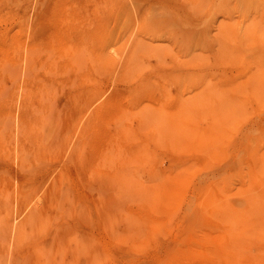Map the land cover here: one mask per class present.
Here are the masks:
<instances>
[{
	"label": "rangeland",
	"instance_id": "1",
	"mask_svg": "<svg viewBox=\"0 0 264 264\" xmlns=\"http://www.w3.org/2000/svg\"><path fill=\"white\" fill-rule=\"evenodd\" d=\"M196 1L199 3L203 2L202 8L201 4L199 6V3ZM41 2V0H0V35L2 34V37L0 36V120L2 119L1 117L8 119V116H10L9 123H12L11 125L8 123V126L5 125L7 127V130H3L5 133L0 131V138L4 139L3 141L0 140V207L3 206L7 208V212L9 213L8 216H10L9 231H11L10 234L8 230L6 231L9 234L6 236L7 240L0 236V257L2 256V258H0V264H5L6 261L8 264H15V262L16 264H25L27 262V259L25 258H28V250L32 248L39 251L45 244H50V246L52 244V258L55 261L62 258L65 264H203L205 258L206 260L210 258L209 260L212 261H205V263L208 262L207 264H212L213 262L215 264H223V260H225L223 258H227L228 255L231 256L232 254L231 258H227L229 260L234 258V260H237V262L235 261L236 263L231 260L233 261L232 264H264V0H45L46 5H48V10H43V14L39 11V8L42 9ZM180 2H183V4ZM151 6L160 10L152 7L154 9V13H152L153 10L150 8ZM53 7L57 10L55 11L52 9ZM37 10L42 15H38L39 13L36 15ZM155 10L159 12H156ZM52 11L54 12V15H52ZM192 11H194V13ZM191 12L194 15L191 14ZM49 13H51V15H49ZM163 13H165V15H163ZM195 13L198 14L195 15ZM153 14L156 17H151ZM37 16H41L45 22H47V27L50 24H52L50 25L51 27L53 25H56L55 27H57V23L62 22V24L65 25L64 21L67 18V21L70 20V22L74 24H69V22L65 21L66 26H71V29L74 28L73 26H75V28H80L79 33L82 35V42L86 41V39H89L88 41H90V39L97 34L96 32L99 34L100 31L99 35L103 37L105 36V41L99 40L100 42H103L101 45H97L96 43H99L98 38H100L97 34V37H95L97 40H95L96 43L93 41L94 39L91 40L93 43L90 42V44L92 43V48L94 45L96 46L94 49L97 50L90 49V47L89 50L87 47L89 42H85L88 44L87 46L85 43L84 45L82 44L84 47L86 46L85 50L87 51L84 50V59H82V63L80 62L81 65L83 64L82 66L78 65V67L73 68V70L68 69L69 71L65 72L57 69L49 70L46 68L39 67L38 69L35 67L32 70V75L34 73L35 76H31L34 78L28 80L27 72L24 69V56L30 46L29 44L32 43V34L34 33L33 31H35V26H37L36 24L39 19ZM60 20L62 22H60ZM182 21L183 23H181ZM62 24L59 25L63 26ZM90 27L93 30L94 28H97V31H92ZM183 27H187V29ZM249 27L250 29H248ZM82 28L83 30H81ZM85 29L87 32L89 31L87 29H90V33L93 32L92 35L90 34L91 38H89L90 36L88 37L89 33L86 35V31L84 32ZM250 30L252 31L251 33L253 36L249 33ZM83 32L85 34H83ZM102 32L106 34L102 35ZM247 32L249 35L246 34ZM254 33L261 35V37ZM84 35L87 36V38H83ZM3 37L4 41L2 39ZM129 38L131 40H129ZM140 40L143 42V45ZM146 44L148 46L150 45V47L147 48ZM109 48L111 49L109 50ZM128 48L130 49L127 50ZM91 50L99 52L100 55L102 54V57H100L98 53L96 54V52L94 56V52H91ZM191 51H193L192 54H190ZM90 52L92 54H90ZM137 52L138 55H136ZM129 53H131V55H129ZM90 55L95 58L98 55L100 57L98 63L95 61L92 62L93 60L91 59L92 57L90 58ZM119 55L120 58H118ZM130 56L131 58H129ZM159 56L160 58H158ZM190 57L192 59H190ZM127 58L130 59V62L132 60V63L137 64L138 66L128 63L129 66L131 64L130 68L127 65V62H129ZM59 59L61 58L59 57ZM134 61L137 62L135 63ZM10 62L17 64L15 67L16 70L12 71ZM126 65L130 68V71ZM142 65H144V68ZM79 66L82 69L79 68ZM132 67H135V70H133ZM24 72L26 73V76L24 75ZM191 73L194 77L198 76V78H192L194 80L200 78L208 80L210 82V85H208L209 88L208 86L206 88L204 86V88L199 90V86L203 87L201 82L203 80H198V82H201V85L200 83L198 84L199 86L193 84L192 86H195V89L188 84L185 86V83H182L183 87L180 85V89L185 86L184 89L187 87V90H189L191 86V90H194V92L190 95L189 92H185L186 90L183 89L181 91H183V93L185 92V95L182 94L181 91L179 93L180 89L178 90V85L181 82L179 84L178 82H184V77H187V75L192 76ZM201 75L203 77H200ZM135 79H138L136 80L137 84L133 83L135 82ZM189 79H191V77L188 78V80ZM70 80H73L74 83ZM140 80L143 81L139 82ZM145 80L151 81V84H146L147 82ZM206 80L203 82L206 83ZM192 81L190 82L191 84L198 83L197 80ZM49 82L51 85L47 84ZM138 84L139 86L137 87L136 85ZM142 84H144L145 87ZM90 85H94L98 93V95L92 97V101L83 99L80 96V92L83 91L84 88L88 89ZM141 85L144 89L141 88ZM135 88L138 90L139 95H136L138 93H136L137 90L135 91ZM145 88L147 89V92L144 91ZM80 89L82 90L80 91ZM118 89L119 92H117ZM121 89H123V91L128 90V93L126 94L125 91L124 95V92H121L123 94L121 95ZM141 89L143 92L139 91ZM113 91H116L114 94L115 96L119 93V97L118 95L117 98L114 97ZM202 94H204V97L200 96ZM110 95L111 97L113 96L114 99L108 97ZM120 95L122 97L124 96V98ZM106 98L107 100L111 98L109 100L112 101H106ZM119 98L125 100H119ZM171 98L174 100H171ZM188 99L192 103H189ZM216 99H218V101ZM102 101H104V103ZM115 101L116 103L119 101V104L117 105L118 107L115 106ZM122 102L124 105L126 103L125 110H123L124 107L121 108L122 106H119L120 103L123 105ZM197 102L200 104H197ZM214 102L220 103H215V105L213 104ZM112 103H115V105H112ZM184 103H187L185 104L186 106L191 104L189 105V109H195V113L192 109V112L188 109L190 113L185 111L188 106L186 107ZM223 103H226V106ZM81 104L85 105V107H81ZM142 104L153 106L152 108L144 106L143 111H145V109H150L153 111L150 112L154 114L159 112L155 109L162 108L161 110L163 113H160L159 116L158 114L154 115L153 117L158 119H153L152 113L148 115L149 110H146L148 113L145 112L147 116H144L145 113L141 110L143 107ZM157 104L160 105L156 106ZM221 104L228 108L227 111L225 110V107V109H223ZM103 105L107 108V110H104L106 111V114L100 112L101 108L98 109L100 106L103 109H106ZM108 105H111V108H113L114 111L110 112L113 109L110 110V106ZM136 105L139 109L138 107H135ZM161 105H163V107H161ZM173 105L176 106L177 110L178 108L180 110L177 111ZM95 106H97L96 111L100 112V114L102 113L101 116H103L104 113V116L102 117L104 119H102L100 115L96 116L99 114L98 112L93 113L94 115L96 114V117L101 119V122H99L100 119L97 121L99 123L94 121L96 119L95 116H90V114H92L91 111ZM155 106L156 108H154ZM183 106H185V108ZM181 107L184 108V111ZM23 108H26V111L28 112L30 111L28 116L31 120L33 134L28 136H23L20 132L16 133L18 131L17 125H19L18 122L20 121L19 117ZM163 108L167 109L169 114L172 111V114H167L168 117L170 116V119L166 117V110L164 112ZM172 108H174L175 111L174 109L172 110ZM52 109L54 111V113L52 112V115L56 116L54 119L52 117V120L57 122L54 123L53 131L54 135L59 134L57 138L58 140L56 142H50L51 146L48 149L44 150L41 148L40 150H35L36 147L32 140L33 136L35 133L42 132V128H44L42 125L44 117L48 114L47 112ZM232 109H234L235 112ZM131 110H134L137 113H134L133 111L131 113ZM181 110L184 112L183 116ZM212 110L216 112L213 113ZM94 111L95 108L92 112ZM107 111L110 112L109 115L107 114ZM117 111L119 114H117ZM196 111L198 112L197 114ZM139 112H141L140 115ZM75 113H77L76 116ZM114 113L118 115L119 119H123L120 123L117 115L111 117ZM73 114L74 117L71 116ZM137 114L140 118L142 117L141 119H149V121L146 119L147 121L144 120V122L140 119L139 120L152 130L149 128H142L144 127V124L140 127L141 122L136 118L138 117L136 116ZM80 115L83 116H81L83 121L88 118L90 120L88 123L92 122V124L97 126L89 124L93 127L90 128L89 125H86L88 127L86 128L85 124H87V122H85V120V124H83V122L81 123L82 119L79 118ZM109 116L112 120L109 119ZM193 116L194 118L196 116V118H190ZM161 118H167L168 122H165L164 119ZM175 119H185L184 122L186 123L187 128L184 127L185 123L184 126L182 125L183 129L180 128L183 123L179 121L178 122L181 123L179 124L180 126L177 124V121L170 125ZM104 120L107 121L109 125L108 123L106 124V122L104 124ZM113 120L115 124L116 122L118 123V129H116L117 126H115V124L113 127ZM159 120H163V122H159ZM150 121H152L153 124H150ZM153 121L157 122L156 127H159H157V131L154 128L155 126L151 127L154 125ZM121 122L124 125L120 126L119 124H121ZM187 122L194 123L195 126L202 129L199 130L193 124L190 125ZM101 123L102 125L104 124V127H107V131L105 130L106 127L104 129L102 125V129L99 127L98 124ZM147 123L150 125L147 126ZM165 123H169L168 125H170V128L169 126L164 125V127L169 129L162 128L163 125L161 126V124ZM70 125L71 127H69ZM160 126L165 131L161 130ZM2 127L3 125L1 126L0 123L1 130ZM68 127L70 129H68ZM81 127H85L83 129L87 134L89 128V132L92 134V132L94 133L96 130H94V128L99 127L96 131H99L100 129L101 131L94 135L99 141H91L94 137L90 134L87 136L84 131L82 132ZM121 127H124V132L120 129ZM188 127L194 128V132H197L194 134L191 128L188 129ZM184 128L185 130L187 129V132ZM78 129H81V132H79ZM116 130L117 132H115ZM171 130H174V132L172 133ZM105 131L106 135H104ZM179 131L181 132L179 133ZM100 132L104 137L101 136ZM83 133L84 136L86 135V138L83 137ZM107 133H109V135ZM116 133H120L118 135L119 137L122 134L121 143L124 147L123 149H121L122 145H120V140L118 141L120 138ZM159 133L163 134L158 136ZM77 134L82 135V139L80 138L82 142L85 138L82 148L83 157H85V159L89 158L87 160L95 158L96 160L94 159L93 161L95 162L93 163L99 161L100 164L98 165L100 166L93 164L94 166L92 168L94 171L91 169V172L88 170L87 173V171L77 170L74 165L70 164V170L66 171L67 176L63 177V179H58L60 173L59 169L62 167L64 158L66 159L70 145L78 140ZM124 134L125 138L122 137ZM96 135H99L106 140H103L100 137V139H98ZM107 135L109 138H107ZM113 135H116V137L114 136V139L112 137ZM162 135L164 136L162 137ZM165 136L166 138L164 139ZM56 137L57 136H55V139ZM89 137L90 139L91 137L93 138L89 140ZM156 137L160 139L161 147L160 144H157L159 140L156 141ZM111 138L114 140H112L113 142H111ZM115 138H117L119 144L115 143L117 142ZM28 139L32 140V142ZM88 140L91 141V146ZM165 140L166 144H169L166 145L164 143ZM215 140H218L219 144L216 142L218 147L216 146V143L213 142ZM94 142L97 146L94 145ZM99 142H101V145ZM103 142L105 146L102 145ZM21 143H24L26 147H28L27 152L29 156L27 155L25 157L24 162H22L24 164L20 163L21 160L17 156L19 149L18 146L22 145ZM111 143L117 148V150L110 145ZM156 144L158 146H156ZM117 145L119 147H117ZM213 145L215 146L213 147ZM92 146L93 148H90ZM98 146H101L99 148L100 151ZM156 147L159 149L158 152L160 151L161 154L165 153L162 154L164 155L162 158H160L161 156H157L158 153H156ZM87 148H90V150L92 149V152L95 148L98 149L101 158L99 155L97 156L98 158H96L97 154L95 155L94 153H97V150H94L93 153H89L90 150ZM103 148L105 150L102 152ZM125 148H127L126 152L133 151V153H137V156L132 155L133 153H127V155L124 150ZM133 148L136 149L132 150ZM143 148L147 150L146 153L148 154L141 152L145 150ZM106 149H111V152L108 150V152H106ZM139 149L140 151L138 153ZM164 149L167 152L164 151ZM207 150L209 151L207 152ZM100 152H102V155ZM105 152L109 155V159L103 158L106 155ZM109 152L110 154H108ZM149 152L150 155L151 153L154 155L152 159L160 158L158 159V161H160L159 163H161L162 160L160 165L162 167L157 165V160V164L155 160H152L151 163L147 164L148 162L146 160L150 161L151 159V156H147L149 155ZM169 152L172 156H169ZM124 153L126 155H124ZM89 154L94 157L91 158ZM111 154H114L115 156H112ZM139 154L142 156L146 154L145 158L142 157L141 159V155ZM122 155H124L123 159ZM133 156H135L137 161L140 159L146 160L141 161L140 164L138 163L140 161L136 162ZM201 156H203L205 160L200 159L203 158ZM175 157H178L179 159ZM131 158L135 162L129 163L131 162ZM182 158L189 159L184 161ZM119 159H122V162L119 161ZM126 159H129L130 161L127 162ZM102 160L104 161L103 164ZM107 160L109 162H107ZM181 160L183 162H181ZM196 160L198 162H196ZM123 161L124 163L127 162L126 165ZM171 161H174V163ZM142 162L147 163L144 165ZM152 162H154V164ZM176 163L179 164L178 169H176L177 167L175 168V166H178ZM117 164L121 166H117ZM150 164L153 166H150ZM123 165H130V167H132V170L130 169L132 171L130 174L133 173L134 177L133 174L130 176L127 174L129 172L126 173V170L130 171L129 167L124 166V168H128L124 169ZM154 166L157 167V170ZM105 167L108 171L104 170ZM114 167H116V169H114ZM120 168L125 170L122 171L121 169V171L124 172L123 174L130 176L129 180L136 178V181L139 180L137 181L139 184L141 181H143V183L149 182L151 184V189L150 186H148V188L145 186L146 184L143 185L141 183L142 186H144V189L148 190L147 193H128V196H126L127 193H125L126 195L122 193V195L119 196V193H113L110 188L105 187L103 189V186H101L102 188H98L100 185H98L99 182L96 176L105 179L108 173L109 177L122 175V173H115L117 170L119 172ZM148 169L150 170L149 173H151V170H153L154 173L152 172L151 175L147 176ZM174 169L176 170L173 171ZM103 170L106 171V176L103 175L105 173ZM168 170L171 171L170 174L168 173ZM160 171L163 172V175L160 174L159 176L161 177L157 180V172L161 173ZM89 172L91 174H93L92 172H95V174L91 175L93 177L88 175L90 174ZM100 174L104 177H100ZM108 176L107 178H109ZM151 176H155L156 180L154 179L155 181H153ZM54 179L56 183H54ZM219 179L220 181L218 182ZM216 181L220 185H218ZM132 182L133 181H131V183ZM134 182L132 184H134ZM135 184L137 183L135 182ZM153 184L156 185L152 186ZM59 185L61 186L60 191ZM50 186L55 189L58 188V193L60 192V194L55 193V196L53 197L54 201L51 202V199L49 206L45 209L46 217H43V219L47 220L45 225L42 224L43 226L41 228L39 227V225H41L40 222L44 221L42 220L39 222L40 224L36 223L35 226H31L32 228H23L22 230L26 232L22 233L24 235H22V240L21 238H18L16 240L18 244L14 245L17 249L12 248L14 241L12 237H14L13 235L16 233L19 222L23 220L24 215L28 213L29 207L34 201L33 199L38 197ZM168 188L171 190L169 191ZM213 188H215L217 192ZM247 188L248 191L245 190ZM202 190L207 192L205 193L207 194L206 196H203L205 194H202ZM200 196H203V198L201 197V204L198 202L201 199ZM55 197L57 198L56 203ZM23 199L25 201L21 203ZM26 199H30L28 200V202H30L28 203ZM196 200H198V205L196 204ZM204 200L206 201V204H204ZM186 203L189 204L186 206ZM51 204H55V207ZM184 205L189 208V211L187 210L188 212L184 211ZM204 208H206V211ZM172 209L174 211H172ZM211 210H213V212ZM209 211H211V213ZM53 212L55 214H53ZM111 212L114 213L112 214ZM106 216L109 219H106ZM125 218L127 221L128 219L129 221H132L133 219L134 223L132 221V225L130 226L131 223H128L129 221L127 222ZM192 218L194 220H192ZM209 218L212 222L206 221ZM107 220L115 226L114 228L116 230L113 229L112 225L109 224L110 222ZM105 221H107L108 224ZM203 221H206L205 224ZM194 222L196 227L193 224ZM209 222L211 224L208 225ZM105 225H109L111 229L109 226ZM199 225H201V227ZM203 225L206 226L204 227ZM225 226H227L228 229L227 227L225 228ZM33 227L35 228L33 229ZM211 227L212 229H210ZM214 228H218V230H213ZM227 230H229V233ZM221 231H224V233ZM205 233H208V235L206 236ZM226 233L227 235H225ZM220 234H224L223 237H226L222 238ZM203 235H205V239H203ZM231 236H233L232 239H230ZM200 237H202L201 240L198 239ZM227 237H230L229 240ZM219 238H222L223 241L221 239L217 242H222L217 243L216 240ZM224 240H226V242H224ZM227 240L229 241L228 246L223 245V247L222 244H227ZM230 240H232V244ZM181 242L182 244H180ZM219 245H221V247ZM218 246L220 247V250ZM222 247L223 249H221ZM231 247L232 249H230ZM209 248L214 250V252L212 251L213 254H211V251H207L210 250ZM226 248L230 250L224 251ZM215 250L216 252L218 251L217 254H219L221 258L223 257L222 259L216 254L217 257H215ZM17 251L21 254L20 256L19 254L17 255ZM230 251L232 254H230ZM93 254L95 256H92ZM38 255L41 256V254ZM214 258L216 260H214ZM231 261H229L230 264Z\"/></svg>",
	"mask_w": 264,
	"mask_h": 264
},
{
	"label": "bare ground",
	"instance_id": "2",
	"mask_svg": "<svg viewBox=\"0 0 264 264\" xmlns=\"http://www.w3.org/2000/svg\"><path fill=\"white\" fill-rule=\"evenodd\" d=\"M41 1H42V2H41V5H42L41 7H42V9L39 8V11L42 12V11L45 10V9L48 10V5H46L45 0H41ZM175 1H176V0H175ZM194 1H195V0H194ZM177 2H179V1H177ZM196 2H197V1H196ZM121 3H122V2H121ZM180 3L183 4V2H180ZM197 3H199V2H197ZM189 4H190V3H189ZM195 4H196V3H195ZM200 4H201V8H202L203 2H200V3H199V6H200ZM38 5H40V4H38ZM186 5H187V4H186ZM190 5H191V4H190ZM192 6H195V5H192ZM222 6H223V5H222ZM222 6H221V7H222ZM152 7L155 8L154 6H151L150 8H152ZM159 7H160V6H159ZM162 7H163V6H162ZM210 7H211V6H210ZM217 7H219V6H217ZM37 8H38V7H37ZM153 8H152L153 12L150 10L152 13H154V9H153ZM188 8H189V7H188ZM192 8H193V7H192ZM211 8H212V7H211ZM254 8H255V7H254ZM49 9H50V8H49ZM52 9H54V7H53ZM52 9H51V10H52ZM59 9H61V8H59ZM69 9H70V8H69ZM155 9L160 10V9H158V8H155ZM217 9H218V8H217ZM54 10L56 11L57 9H54ZM87 10H88V9H87ZM142 10H143V9H142ZM173 10H174V9H173ZM155 11H156V10H155ZM167 11H168V10H167ZM50 12H51V11H50ZM121 12H122V11H121ZM145 12H146V11H145ZM156 12H159V11H156ZM192 12L194 13V11H192ZM192 12H191V14H193ZM196 12H197V11H196ZM200 12H201V11H200ZM210 12H211V11H210ZM38 13H39V12H38V10H37L36 15H37ZM52 13H53L52 15H54V12H53V11H52ZM56 13H57V12H56ZM160 13H161V12H160ZM177 13H178V12H177ZM42 14H43V12H42ZM42 14L39 13L38 15H42ZM58 14H59V13H58ZM58 14H57V15H58ZM158 14H159V13H158ZM196 14H198V13H195V15H196ZM211 14H212V13H211ZM211 14H210V15H211ZM49 15H51V13H49ZM163 15H165V13H163ZM167 15H170V14H167ZM185 15H186V14H185ZM185 15H184V16H185ZM193 15H194V14H193ZM193 15H192V16H193ZM212 15H213V14H212ZM212 15H211V16H212ZM61 16H62V15H61ZM35 17H36V16H35ZM37 17H39V19H38V22H37V24H36L37 26H35V27H36V28H35V31H33L34 33L32 34V35H33V37L31 38V42H32V43L29 44L30 46L28 47V49H27V51H26V54H25V56H24V57H25V58H24V61H25V62H24V69H25L26 72H27V79H28V80L34 78V77H31V76L34 75V73H33V75H32V70H33V68H35V67H37L38 69H39V67H41V68H46V69H49V70H56V69H57V70H60V71H62V72L69 71V70H71V69L73 70V68L78 67V65H81L80 62L83 61L82 59H84V50H85V47L88 45V44H86V43L89 42V45H91V44L93 43L91 40L94 39L93 41L95 42V40H96L95 37L100 36L99 34H100L101 31L99 32V34H98V32H96L98 35L96 34L97 36L94 35V37L92 36L93 38H91L90 34L92 35L93 32L90 33V32H89L90 29H87V30H89V31L87 32L86 29H85L84 32L86 31V35L89 33L88 37L90 36L89 38H91V39H90V41H88L89 39H88V40L86 39V41L82 42V40H83V39H82V35L79 33V29H80V28H75V26L72 25L74 28L71 29V26H66V22H65V21L68 20L67 18H66V20L64 21V24H65V25H63V24H62L63 22L60 20V22H62V23H57V25H58L57 27H55L56 25H55V26L53 25V26L51 27L50 25H52V24H50V25L48 24V25H49V26H48L49 28H48V27H47V24H46L47 22H45V20H44L41 16H37ZM59 17H60V16H59ZM151 17H156V16H154V14H153ZM167 17H168V16H167ZM145 18H147V17H145ZM180 18H181V17H180ZM184 18H185V17H184ZM196 18H197V17H196ZM210 18H211V17H210ZM146 20H147V19H146ZM177 20H178V19H177ZM201 20H202V19H201ZM201 20H200V21H201ZM211 20H212V19H211ZM136 21H138V20H136ZM147 21H148V20H147ZM185 21H186V20H185ZM55 22H56V21H55ZM67 22H69V24L71 23L70 20L67 21ZM189 22H190V21H189ZM196 22H197V21H196ZM137 23H138V22H137ZM164 23H165V22H164ZM181 23H183V21H182ZM199 23H200V22H199ZM59 24H60V25L62 24L63 26H60ZM71 24H74V23H71ZM167 24H168V23H167ZM179 24H180V23H179ZM195 24H196V23H195ZM67 25H68V24H67ZM173 25H174V23H173ZM181 25H182V24H181ZM185 25H186V24H185ZM188 25H189V24H188ZM192 25H193V23H192ZM196 25H197V24H196ZM176 26H177V25H176ZM189 26H190V25H189ZM207 26H208V25H207ZM228 26H229V25H228ZM235 26H236V25H235ZM50 27H51L52 30L50 29ZM164 27H165V26H164ZM169 27H170V25H169ZM171 27H172V26H171ZM187 27H188V26H187ZM187 27H183V28H186V29H187ZM226 27H227V26H226ZM250 27H251V26H250ZM250 27H249L248 29H250ZM88 28H89V27H88ZM90 28H91V27H90ZM166 28H167V26H166ZM191 28H193V27H191ZM96 29H97V28H96ZM96 29L94 28V30H93V29L91 28L92 31H97ZM195 29H196V28H195ZM251 29H252V28H251ZM81 30H83V28H82ZM81 30H80V31H81ZM102 30H103V29H102ZM170 30H171V29H170ZM180 30H181V29H180ZM180 30H178V31H180ZM188 30H189V29H188ZM196 30H197V29H196ZM196 30H195V32H196ZM260 30H261V29H260ZM31 31H32V30H31ZM158 31H159V30H158ZM172 31H173V29H172ZM181 31H182V30H181ZM185 31H186V30H185ZM84 32H83V34H85ZM251 32H252V31L250 30L249 33L252 34ZM31 33H32V32H31ZM81 33H82V32H81ZM94 33H95V32H94ZM249 33L247 32L246 34L249 35ZM79 34H80V35H79ZM101 34H102V35H103V34L105 35L106 33H103V32H102ZM156 34H157V33H156ZM172 34H173V33H172ZM181 34H182V33H181ZM192 34H193V33H192ZM246 34H245V35H246ZM254 34H257V33H254ZM1 35H2V34H1ZM1 35H0V36H1ZM109 35H110V34H109ZM202 35H203V33H202ZM257 35L261 37V35H259V34H257ZM135 36H136V35H135ZM204 36H205V35H204ZM252 36H253V34H252ZM1 37H2V36H1ZM1 37H0V38H1ZM85 37L87 38V36L84 35L83 38H85ZM104 37H105V36H104ZM104 37H103V36H100L101 39L98 38V41H99V40H100V41H101V40L105 41V38H106V37H105V38H104ZM131 37H132V36H131ZM133 37H134V35H133ZM162 37H163V36H162ZM186 37H187V36H186ZM246 37H247V36H246ZM250 37H251V35H250ZM102 38H104V39H102ZM2 39H3V41H4V37H3ZM32 39H33V41H32ZM129 40H131V39L129 38ZM132 40H133V39H132ZM135 40H136V38H135ZM181 40H182V39H181ZM5 41H6V40H5ZM96 41H97V40H96ZM100 41H99V43H98V42H97V43L95 42V43H96L97 45H98V44L101 45L103 41H102V42H100ZM126 41H127V40H126ZM140 41H141V40H140ZM183 41H184V40H183ZM193 41H194V40H193ZM85 42H86V43H85ZM90 42H92V43L90 44ZM112 42H113V41H112ZM124 42H125V41H124ZM131 42H132V41H131ZM135 42H136V41H135ZM191 42H192V41H191ZM84 43L86 44L85 47L83 46ZM141 43H142V45H143V42H142V41H141ZM141 43H140V44H141ZM187 43H188V42H187ZM189 43H190V42H189ZM202 43H203V42H202ZM82 44H83V45H82ZM138 44H139V42H138ZM181 44H182V43H181ZM89 45H88L87 47H88V49H89V47H90V49H91V48H92V45H91V46H89ZM126 45H127V44H126ZM142 45H141V46H142ZM204 45H205V44H204ZM128 46H129V42H128ZM146 46H147V48L150 47V45L148 46L147 44H146ZM146 46H145V47H146ZM164 46H165V44H164ZM181 46H182V45H181ZM186 46H187V45H186ZM192 46H193V44H192ZM95 47H96V46L93 45V48H92V49H94ZM139 47H140V46H139ZM143 47H144V46H143ZM121 48H122V47H121ZM140 48H141V47H140ZM147 48H145V49H147ZM167 48H168V47H167ZM86 49H87V48H86ZM90 49H89V50H90ZM110 49H111V48H109V50H110ZM112 49H113V47H112ZM129 49H130V48H128L127 50H129ZM145 49H144V51H145ZM155 49H156V48H155ZM168 49H169V48H168ZM94 50H97V49H94ZM160 50H161V49H160ZM169 50H171V49H169ZM189 50H192V49H189ZM85 51H86V50H85ZM111 51H112V50H111ZM113 51H114V49H113ZM138 51H139V50H138ZM141 51H142V50H141ZM141 51H140V52H141ZM154 51H155V50H154ZM162 51H163V49H162ZM86 52H87V51H86ZM91 52H94L93 55L95 56V52H96V51L91 50ZM91 52H90V54H92ZM120 52H121V50H120ZM120 52H119V54H120ZM124 52H125V51H124ZM159 52H160V51H159ZM169 52H170V51H169ZM192 52H193V51H191L190 54H192ZM88 53H89V52H88ZM97 53H98V55H99L100 57H102V54L100 55L99 52H96V54H97ZM131 53H132V52H131ZM131 53H129V55H131ZM161 53H162V52H161ZM111 54H112V53H111ZM117 54H118V53H117ZM121 54H122V53H121ZM124 54H126V53H124ZM182 54H183V53H182ZM190 54H189V55H190ZM87 55H88V54H87ZM98 55H97L98 58H97V57H96V58H95V57H92V55H90V58L92 57L91 59L93 60L92 62L95 61V62L98 63L99 58H100ZM136 55H138V52H137ZM85 56H86V55H85ZM115 56H116V53H115ZM117 56H118V55H117ZM146 56H147V54H146ZM190 56H191V55H190ZM193 56H194V55H193ZM59 57H60L61 59H59ZM187 57H189V56H187ZM194 57H195V56H194ZM90 58H89V59H90ZM93 58H95V59H93ZM118 58H120V55H119ZM129 58H131V56H130ZM129 58H127V59L129 60V62H127V65H128V66H129L128 63L133 64V63H132V60H131V62H130V59H129ZM158 58H160V56H159ZM161 58H162V57H161ZM167 58H168V57H167ZM170 58H171V57H170ZM182 58H183V57H182ZM115 59H116V58H115ZM121 59H122V58H121ZM137 59H138V58H137ZM142 59H143V58H142ZM190 59H192V58L190 57ZM190 59H189V60H190ZM117 60H119V59H117ZM128 60H127V61H128ZM135 60H136V59H135ZM175 60H176V59H175ZM184 60H186V59H184ZM12 61H13V60H12ZM100 61H101V60H100ZM190 61H191V60H190ZM192 61H193V60H192ZM134 62H135V61H134ZM136 62H137V61H136ZM136 62H135V63H136ZM176 62H177V61H176ZM81 63H82V62H81ZM84 63H85V62H84ZM90 63H91V62H90ZM119 63H120V62H119ZM162 63H164V62H162ZM194 63H195V62H194ZM14 64H16V63H12V62H10V65L12 66V67H11L12 71L16 70L15 67L17 66V64H16V65H14ZM85 64H86V63H85ZM131 64H130V66H131ZM141 64H142V63H141ZM177 64H178V63H177ZM82 65H83V64H82ZM82 65H81V66H82ZM115 65H116V64H115ZM119 65H120V64H119ZM127 65H126V67L128 68ZM133 65H134V66H135V65L138 66L137 64H133ZM144 65H145V64H144ZM144 65H142V67H143ZM86 66H87V65H86ZM117 66H118V65H117ZM130 66H129V67H130ZM22 67H23V66H22ZM177 67H179V66H177ZM180 67H181V66H180ZM206 67H207V66H206ZM20 68H21V67H20ZM79 68H81V67L79 66ZM116 68H117V67H116ZM127 68H126V69H127ZM130 68H131V67H130ZM130 68H128L129 71H130ZM132 68H133V70H135V69H134L135 67H132ZM143 68H144V67H143ZM195 68H196V67H195ZM204 68H205V67H204ZM11 69H9V70H11ZM68 69H69V70H68ZM81 69H82V68H81ZM85 69H86V68H85ZM126 69H125V70H126ZM128 69H127V70H128ZM125 70H124V71H125ZM133 70H132V71H133ZM171 70H172V69H171ZM176 70H177V69H176ZM78 71H79V69H78ZM179 71H180V70H179ZM97 72H98V71H97ZM117 72H118V71H117ZM204 72H205V71H204ZM204 72H203V73H204ZM115 73H116V72H115ZM98 74H99V73H98ZM127 74H128V72H127ZM127 74H126V75H127ZM176 74H177V73H176ZM24 75L26 76V73H25V72H24ZM24 75H23V76H24ZM124 75H125V74H124ZM185 75H186V74H185ZM191 75H192V73H191ZM34 76H35V75H34ZM103 76H104V75H103ZM114 76H115V75H114ZM154 76H155V75H154ZM168 76H169V75H168ZM182 76H183V75H182ZM123 77H124V76H123ZM125 77H126V76H125ZM130 77H131V76H130ZM142 77H143V76H142ZM163 77H164V75H163ZM190 77H191V79L188 80V78H190ZM200 77H203V76L201 75ZM24 78H25V77H24ZM75 78H76V77H75ZM95 78H96V77H95ZM131 78H132V77H131ZM180 78H181V77H180ZM185 78H186L187 80H186ZM192 78L195 79V78H198V76H197V77H194V75H192V76L187 75V77H184V80H183L184 82H182V81H179V82H178V84L181 82V83L178 85V86H179L178 90L180 89V85L183 87V84H182V83H185V84H184L185 86H187L186 84L191 85V86H192L193 84L196 85V86H199L198 84L200 83V85H201V82H202L203 87L199 86V88H200L199 90H201L202 88H204V86H205V88H206L208 85H210V82H209L208 80L204 79V78H200V79H196V80H197V82H198V80H199V81H201V80H203V81L206 80V83L203 82V81H201V82H198V83H196V84H195V83H192V84H191L190 82H191L192 80H193V81H196V80H194V79H192ZM86 79H87V78H86ZM168 79H169V78H168ZM75 80H76V79H75ZM114 80H115V79H114ZM136 80H138V79H135V82H133V83H136V82H137ZM190 80H191V81H190ZM70 81H71V80H70ZM141 81H143V80H140L139 82H141ZM145 81L147 82L146 84H151V81H149V80H145ZM154 81H155V80H154ZM175 81H176V79H175ZM185 81H187L188 83L185 82ZM193 81H192V82H193ZM27 82H29V81H27ZM71 82H73V80H72ZM75 82H76V81H75ZM124 82H125V81H124ZM176 82H177V81H176ZM73 83H74V82H73ZM163 83H164V82H163ZM189 83H190V84H189ZM203 83H204L205 85H204ZM207 83H208V84H207ZM45 84H46V83H45ZM47 84H50V82L47 83ZM136 84H137V83H136ZM206 84H207V85H206ZM50 85H51V84H50ZM142 85H144V84H142ZM142 85H141V88H143ZM132 86H133V84H132ZM136 86L138 87L139 84L136 85ZM185 86H184V88H185ZM191 86H190V89H189V90H187V89H188L187 87H186V89H184V88H182V89H183V90H186L185 92H189V95H190L192 92H194V90H193V91L191 90V89H192ZM89 87H90V88H89ZM89 87H88V89H87V88H84L83 91H81L82 89H80V91H81V92H80V96H81L83 99H86V100H89V101H90V100L92 99V97H95V95H98V93H97V90H96V88L94 87V85H92V86L90 85ZM144 87H145V85H144ZM157 87H158V86H157ZM192 87H194V89L196 88L195 86H192ZM132 88H133V87H132ZM132 88H131V89H132ZM208 88H209V86H208ZM138 89H139V88H138ZM143 89H144V88H143ZM175 89H176V88H175ZM182 89L179 90V93H180V91H181ZM121 90H122V91H120V94H121V95H123V94L125 95V91H126V94L128 93V92H127L128 90H125V91H123V89H121ZM132 90H134V89H132ZM136 90H137V89L135 88V91H136ZM139 91H140V92H141V91L143 92L142 89L139 90ZM144 91L147 92V89L145 88ZM148 91H150V90H148ZM190 91H191V92H190ZM203 91H204V89H203ZM24 92H25V91H24ZM113 92H114V93H113V96H114V97L117 98V95H118V97H119V93L116 94V96H115L114 94H115L116 91H113ZM117 92H119V89H118ZM121 92H122V93L124 92V93L122 94ZM165 92H166V91H165ZM185 92L183 93V91H181V93L184 94V95H185ZM214 92H215V91H214ZM22 93H23V92H22ZM136 93H138V90L136 91ZM157 93H158V92H157ZM179 93H178V94H179ZM141 94H142V93H141ZM144 94H145V92H144ZM187 94H188V93H187ZM121 95H120V96H121ZM136 95H139V93L136 94ZM203 95H204V94H202V95H200V96L204 97ZM212 95H213V93H212ZM78 96H79V93H78ZM113 96L111 97V95H110V96H108V97H111V98L114 99ZM200 96H198V97H200ZM81 97H80V100H81ZM108 97H107V98H108ZM121 97H122V96H121ZM125 97H126V96H125ZM198 97H195V98H198ZM202 97H200V98H202ZM212 97H213V96H212ZM107 98H106V101H108L109 99H111V98H109V99L107 100ZM122 98H124V96H123ZM122 98H119V100H123V101H124L125 99H122ZM174 98H176V97H174ZM214 98H215V97H214ZM211 99H212V98H211ZM171 100H174V99L171 98ZM181 100H182V99H181ZM188 100H189V99H188ZM192 100H193V99H192ZM192 100H191V101H192ZM214 100H215V99H214ZM216 100L218 101V99H216ZM89 101H88V102H89ZM91 101H92V100H91ZM111 101H112V100H109V102H111ZM176 101H177V100H176ZM211 101H212V100H211ZM220 101H221V100H220ZM79 102H80V101H79ZM88 102H87V103H88ZM102 102L104 103V101H102ZM109 102H107V103H109ZM113 102H114V101H113ZM171 102H173V101H171ZM171 102H170V103H171ZM180 102H181V101H180ZM186 102H187V101H186ZM193 102H194V100H193ZM81 103H82V102H81ZM103 103H102V104H103ZM115 103H116V101H115ZM115 103H114V104L112 103V105H115ZM122 103H123V102H122ZM189 103H192V102H190V100H189ZM198 103H199V102H197V104H198ZM210 103H211V102H210ZM215 103H218V104H219L220 102H214L213 104H215ZM84 104L87 105L86 103H84ZM100 104H101V103H100ZM105 104H106V102H105ZM118 104H119V101H118V103H116L115 106L118 107V106H117ZM162 104H163V102H162ZM166 104H167V102H166ZM172 104H174V103H172ZM175 104H176V103H175ZM185 104H187V103H184V105H185ZM199 104H200V103H199ZM223 104H224V103H223ZM85 105H82V104H81L80 106H81V107H82V106L85 107ZM89 105H90V103H89ZM98 105H99V104H98ZM98 105H97V106H98ZM123 105H124V103H123ZM123 105L120 103L119 106H122L121 108L124 107L123 110H125L126 103H125L124 106H123ZM142 105H143V104H142ZM159 105H160V104H157L156 106H159ZM180 105H181V104H180ZM189 105H191V104H189ZM189 105H187L188 107L185 105V106L187 107V110H185V111H188V109H189V107H190ZM215 105H216V104H215ZM215 105H213V106H215ZM224 105L226 106V103H225ZM97 106L94 107V108H95V111H94V112H92V111L94 110V108H93V110H92V108H91V110H92L91 113H92V114H90V116L92 115V116L94 117V116L96 115V114L94 115L93 113H95V112L97 113V112H98V111H96ZM101 106H102V105H101ZM101 106L98 107V109L101 108L100 112H104V113H105L106 111H104V110H107V108L103 105V107L106 108V109H103ZM108 106H110V110L113 109V108H111V105H108ZM115 106H114V108H115ZM138 106H139V104H138ZM138 106L136 105L135 107H138ZM144 106H147V104H146V105H143V107H142V109H141L142 111L144 110V109H143ZM156 106H155L154 108H156ZM167 106H168V105H167ZM167 106H165V107H167ZM173 106H175V105H173ZM181 106H182V105H181ZM185 106H183V107L185 108ZM193 106H194V105H193ZM196 106H197V105H196ZM213 106H212V107H213ZM221 106H222V104H221ZM225 106H222L223 109L226 108ZM227 106H228V104H227ZM24 107H25V106H24ZM76 107H77V106H76ZM89 107H90V106H89ZM147 107H148V108H150V107L152 108L153 106L149 105V106H147ZM161 107H163V105H161ZM165 107H164V108H165ZM169 107H170V106H169ZM169 107H168V108H169ZM183 107H181V108H182L183 111H184V108H183ZM210 107H211V105H210ZM215 107H217V106H215ZM224 107H225V108H224ZM87 108H88V106H87ZM121 108H120V109H121ZM145 108H146V107H145ZM164 108H163V111L165 112V110H166V112H168V113L165 112L166 117H167L168 119H170V118H169L170 116L168 117V115H167V114H169V111H167V109H164ZM21 109H22V108H21ZM88 109H89V108H88ZM98 109H97V110H98ZM117 109H118V108H117ZM135 109H136V108H135ZM138 109H139V107H138ZM161 109H162V108H161ZM161 109H160V108H159V109H158V108L155 109L156 111L158 110L159 112H156V113H154V114L152 113V112H153L152 110H150V109H145V111H143V113H145L146 110H147V111L149 110V111H148L149 113H148V112H146V113H148V115L152 113V118H153V119H158V118H154L153 116L156 115V114H158V116H159L160 113H163ZM169 109H171V108H169ZM173 109H174V108H172V110H173ZM175 109H176V106H175ZM175 109H174V111H175ZM191 109H192V111L195 110V109H193V108H191ZM191 109H189V110L191 111ZM215 109H216V108H215ZM215 109H214V110H215ZM218 109H219V108H218ZM227 109H228V108H226L225 110L227 111ZM102 110H103V111H102ZM110 110H108V111H110ZM121 110H122V109H121ZM126 110H127V109H126ZM153 110H154V109H153ZM155 110H154V111H155ZM160 110H161V112H160ZM176 110H177V109H176ZM178 110H180V109L178 108ZM178 110H177V111H178ZM214 110H212L213 113L216 112V111H214ZM225 110H224V111H225ZM232 110L234 111V109H232ZM72 111H73V110H72ZM108 111H107V112H108ZM112 111H114V109L111 110L110 112H112ZM118 111H119V110H118ZM118 111H117V112H118ZM132 111H133L134 113H137V112H135L134 110H131V113H132ZM142 111H141V112H142ZM150 111H152V112H150ZM192 111H191V112H192ZM26 112H27L28 114H27ZM29 112H30V111H29ZM29 112L26 111V108H25V109L23 108V111H22V113L20 114V117H19L20 119L18 118L20 121L18 122V124H19V125H17V126H18V127H17V128H18V131H17L16 133L20 132L21 135H23V136H28V135L33 134V132H32L33 129L31 128V120L29 119V116H28V115H29ZM50 112H51V113H50ZM52 112L54 113L53 109H52V110H49V111L47 112L48 114L45 115V117H44V121H43V124H42L44 128L41 127V128L43 129V130L41 129L42 132H41V133H37V134L35 133V135L33 136V139H32V140H33V142H34V143H33L34 146L36 147L35 150H40L41 148L44 149V150H45V149H48V148L51 146L50 142H56V141L58 140L57 138H58V135H59V134H58V135H54V131H53L54 123H57V122H55V121L52 120V117H53V119H54V117H56V116L52 115ZM100 112H98L99 114L96 115V116H99V115L101 116L102 113L100 114ZM110 112H108L107 114L109 115ZM121 112H122V111H121ZM141 112H139V115H140ZM188 112H189V111H188ZM220 112H221V110H220ZM234 112H235V111H234ZM234 112H233V113H234ZM73 113H74V112H73ZM104 113H103V116H104ZM122 113H123V112H122ZM143 113H142V114H143ZM146 113L144 114V116H145V115L147 116ZM181 113H182V116H183V113H184V112H182V110H181ZM189 113H190V112H189ZM194 113H195V111H194ZM197 113H198V112L196 111V114H197ZM76 114H77V113H75V116H76ZM87 114H88V113H87ZM105 114H106V113H105ZM117 114H119V112H118ZM117 114L114 113L113 116H111V117H114V115L116 116ZM165 114H164V115H165ZM170 114H172V111L170 112ZM170 114H169V115H170ZM179 114H180V113H179ZM229 114H230V113H229ZM67 115H68V114H67ZM88 115H89V114H88ZM126 115H127V114H126ZM139 115H138V114L136 115V116H138V117H136V118H138V120L140 119L141 121L144 122V120L147 119V120L149 121L148 118H146V119H141L142 117L140 118ZM225 115H226V114H225ZM71 116L74 117V114L71 115ZM81 116H82V115H80V117H79L80 119H82ZM96 116H95V117H96ZM103 116H101V118H102ZM121 116H122V114H121ZM144 116H143V117H144ZM161 116H162V115H161ZM228 116H229V115H228ZM82 117H83V116H82ZM105 117H106V116H105ZM109 117H110V116H109ZM111 117H110L109 119H111ZM125 117H128V116H125ZM125 117H124V119H125ZM163 117H164V116H163ZM176 117H177V116H176ZM176 117H175V118H176ZM180 117H181V116H180ZM1 118H2V119L0 120V123H1V126L3 125V127H2V130L0 129V131H3V130H5V129L7 130V127H6V126H8V125L10 124V123H9L10 116H8V119H7V118H4V117H1ZM106 118H107V117H106ZM106 118H105V119H106ZM117 118H118V115H117ZM144 118H145V117H144ZM167 118H165V119L167 120ZM178 118H179V116H178ZM190 118L195 119L196 116H195V118H194V116H193V117H190ZM69 119H70V118H69ZM71 119H72V118H71ZM80 119H79V120H80ZM96 119H97V120H96ZM96 119H95L94 121L97 122V121H99L100 118L96 117ZM102 119H104V118H102ZM115 119H116V118H115ZM118 119H119V118H118ZM128 119H129V118H128ZM130 119H132V118H130ZM159 119H160V118H159ZM161 119H164V118H161ZM165 119H164V121H165V122H168V120L166 121ZM172 119H173V118H172ZM7 120H8V121H7ZM55 120H56V119H55ZM75 120H76V119H75ZM85 120H86V121H85ZM111 120H112V119H111ZM122 120H123V119H122ZM122 120L119 119V120H118L119 123H120V121H122ZM140 120H139V122H141ZM147 120H146V121H147ZM184 120H185V119H184ZM184 120H179V119H178V120L175 119V120H173V121L171 120L172 123H170V125H171V124H174V122L177 121V124H178V125L181 124V123H183V124H181V126L179 125L180 128H182V127L184 126V123H185ZM70 121H71V120H70ZM76 121H77V120H76ZM84 121L87 122V124H85ZM84 121H83V119H82L81 123L83 122V124H85V126H86V125L88 126L89 124H92V122H91V123H90V122L88 123V121H90L88 118H87V119H84ZM146 121H145V122H146ZM157 121H158V120H157ZM160 121L163 122V120H159V122H160ZM178 121L181 122V123H179ZM72 122H73V121H72ZM72 122H70V123H72ZM99 122H101V119H100ZM99 122H97V123H99ZM105 122H106V124L108 123L107 121L104 120V124H105ZM111 122H112V121H111ZM143 122L140 123V127L143 126V124H144ZM150 122H151L150 124H153L152 121H150ZM153 122H154V125L151 126V127H154V126H155L154 128H155V130L157 131V127H158V126L156 127L157 122H155V121H153ZM169 122H170V121H169ZM196 122H197V119H196ZM8 123H9V124H8ZM70 123H69V124H70ZM97 123H96V124H97ZM102 123H103V121H102ZM102 123H101V124H98L99 127H100L101 129H102V127H101ZM155 123H156V124H155ZM187 123H188V122H187ZM11 124H12V123H11ZM11 124H10V125H11ZM72 124H73V123H72ZM104 124H103V125H104ZM114 124H115V123H114V120H113V127H114ZM141 124H142V125H141ZM150 124L147 123V126L150 125ZM168 124H169V123L161 124V126L163 125V126H162V128H163L164 125H166V126H169V128H170V125H168ZM188 124H190V125L193 124V125H194V123H190V122H189ZM217 124H218V123H217ZM5 125H6V126H5ZM55 125H57V124H55ZM92 125H94V124H92ZM92 125H89L90 128L93 127ZM103 125H102V126H103ZM108 125H109V123H108ZM111 125H112V124H111ZM119 125L121 126V125H124V124L121 122V124H119ZM158 125H159V124H158ZM182 125H183V126H182ZM81 126H82V124H81ZM83 126H84V125H83ZM87 126H86V128H88ZM94 126H97V125H94ZM115 126H117L116 129H118L119 126H118V123H117V122H116ZM161 126H160V128H161ZM179 126H178V128H179ZM188 126H189V125H188ZM194 126H195V125H194ZM5 127H6V128H5ZM69 127H71V125H70ZM69 127H68V129H70ZM99 127H95L94 130H95V129L98 130ZM105 127H106V126H105ZM105 127L103 126V129H104ZM111 127H112V126H111ZM113 127H112V128H113ZM124 127H125V126H124ZM124 127H123V128H124ZM140 127H139V128H140ZM184 127L187 128L186 123H185V126H184ZM191 127H192V126H191ZM191 127H190V128H191ZM195 127H197V126H195ZM83 128H85V127H83ZM83 128L81 127L82 132L84 131ZM90 128H89V130H90ZM123 128L121 127L120 129L123 130ZM126 128H127V127H126ZM126 128H125V129H126ZM142 128H149V129H150V127H146V124H144V127H142ZM142 128H141V129H142ZM158 128H159V127H158ZM162 128H161V130H164L165 128H166V129H169V128H167V127H164V129H162ZM185 128H184V130H185ZM190 128L188 127V129H190ZM199 128H200V127H197V129H199ZM81 129H80V130L78 129L79 132H81ZM92 129H93V128H92ZM101 129H100L99 131H101ZM113 129H114V128H113ZM182 129H183V128H182ZM182 129H181V130H182ZM201 129H202V128H201ZM201 129H199V130H201ZM85 130H86V129H85ZM87 130H88V129H87ZM89 130H88V134H90ZM96 130H95L94 133L92 132V134H90V135L93 136L95 139H94L93 137H91V139L93 138V139L91 140L90 137H89V140H91V141H93V140L99 141V140H97V138L94 136L97 132H99V131H96ZM105 130L107 131V127H106ZM122 130H121V131H122ZM150 130H152V129H150ZM155 130H154V131H155ZM191 130L194 132V128H191ZM91 131H92V130H91ZM106 131H105V134H104V135H106ZM118 131H119V130H118ZM164 131H165V130H164ZM166 131H168V130H166ZM182 131H183V130H182ZM185 131L187 132V129H186ZM3 132H4V131H3ZM10 132H11V131H10ZM36 132H37V131H36ZM38 132H39V130H38ZM84 132H85V131H84ZM102 132H103V130H102ZM115 132H117V130H116ZM123 132H124V130H123ZM159 132H160V131H159ZM171 132L173 133L174 130H173V131L171 130ZM180 132H181V131H179V133H180ZM193 132H192V133H193ZM195 132H197V131H195ZM195 132H194V134H195ZM4 133H5V132H4ZM65 133H66V132H65ZM65 133H64V134H65ZM85 133L87 134V132H85ZM157 133H158V132H157ZM167 133H169V132H167ZM167 133H166V134H167ZM192 133H191V136H192ZM9 134H11V133H9ZM88 134H87V136H88ZM98 134H99V133H98ZM100 134H101V136L104 137V135H102L101 132H100ZM107 134L109 135V133H107ZM110 134H112V133H110ZM113 134H114V132H113ZM116 134H117V136H118L120 133H119V134L116 133ZM161 134H163V133H159L158 136L161 135ZM2 135H4V134H2ZM66 135H67V134H66ZM108 135H107V136H108ZM121 135H122V134H121ZM121 135H120V137L118 136V137L120 138V139H118V141L120 140V143H121ZM164 135H165V133H164ZM164 135H162V137H163ZM18 136H19V135H18ZM55 136H57L56 139H55ZM62 136H63V135H62ZM77 136H78V137H77ZM77 136H76V137H77L78 140L75 141L74 143H72L73 141L71 142L72 145H70V148H69V150H68V154H67V156H66V159L64 158V161L62 162V167H61V169H59V170H60V173H59L58 179H59V178H62V179H63V177L67 176V172H66V171H69V170H70V169H69L70 164H71V165H74V167H75L77 170L79 169V171H81V170H82V171H87V173H88V170H90V172H91V169L93 170L92 167H93L95 164H96V165L100 164L99 161H98L97 163H93V162H95V161H93L95 158H94V159H91V160H87V159H89V158L85 159V157H83V155H82V148H83V142H84V139L86 138V137H85L86 135L84 136V133H83V137H85V138L83 139V142L80 140V138L82 139V135H80V134L78 135V134H77ZM96 136H97V135H96ZM101 136L98 135V136H97L98 139H100ZM114 136L116 137V135H113V136H112L113 139H114ZM158 136H157V137H158ZM174 136H175V135H174ZM1 137H3V136H1ZM4 137H5V136H4ZM9 137H10V136H9ZM20 137H21V136H20ZM20 137H19V139L21 140ZM99 137H100V138H99ZM110 137H111V135H110ZM118 137H117V138H118ZM122 137L125 138V134H124V136H122ZM157 137H156V139H157L156 141L159 140V141L157 142V144H160V139H158ZM26 138H29V137H26ZM107 138H109V136H108ZM117 138H115L116 141H117ZM165 138H166V136L164 137V139H165ZM10 139H11V138H10ZM17 139H18V138H17ZM101 139H103V138H101ZM113 139L111 138V142L114 141ZM164 139H163V140H164ZM0 140L3 141L4 139H1V138H0ZM28 140H30V139H28ZM32 140H30V141L32 142ZM89 140H88V141H89ZM103 140H106V139L104 138ZM107 140H108V139H107ZM112 140H113V141H112ZM122 140H123V139H122ZM124 140H125V139H124ZM194 140H195V139H194ZM196 140H197V139H196ZM62 141H63V140H62ZM91 141H89L90 146H91V143H90ZM108 141H109V140H108ZM118 141L115 142V143H116V144H117V143L119 144ZM19 142H20V141H19ZM31 142H30V143H31ZM86 142H87V141H86ZM101 142H102V140H101ZM101 142H99L100 145H101ZM105 142H106V141H105ZM125 142H126V140H125ZM213 142H215V143L217 142V143H218V140H215V141H213ZM1 143H2V142H1ZM106 143H108V142H106ZM109 143H110V142H109ZM161 143H162V142H161ZM164 143L166 144V140H165ZM217 143H216V146H217ZM5 144H6V143H5ZM21 144H22V143H21ZM89 144L87 143L88 146H89ZM92 144H93V142H92ZM116 144H115V145H116ZM125 144H126V143H125ZM157 144H156V146H158ZM167 144H169V143H167ZM167 144H166V145H167ZM218 144H219V143H218ZM31 145H32V144H31ZM84 145H86V144H84ZM94 145L97 146L95 142H94ZM102 145L105 146V145H104V142L102 143ZM110 145H112V143H111ZM120 145H122V143H121ZM188 145H189V144H188ZM88 146H86V147H88ZM107 146H108V144H107ZM112 146H113V145H112ZM125 146H126V145H125ZM161 146H162V145L160 144V147H161ZM163 146H164V144H163ZM176 146H177V145H176ZM208 146H209V145H208ZM214 146H215V145H213V147H214ZM18 147H19V149H18V153H17L18 155H17V156H18V157L20 158V160H21L20 163H21V164H24V163H22V162H24L25 157L28 155V152H27V151H28V147H26V145H25L24 143H23L22 145H19ZM52 147H53V146H52ZM58 147H59V146H58ZM100 147H101V146H100ZM100 147L98 146V149H99ZM113 147H115V146H113ZM117 147H119V146L117 145ZM120 147H121V146H120ZM140 147H141V146H140ZM140 147H138V148H140ZM166 147H167V146H166ZM217 147H218V146H217ZM53 148H55V147H53ZM90 148H93V146L90 147ZM90 148H87V149L90 150ZM104 148H105V147H104ZM104 148H103L102 152L105 150ZM110 148H112V147H110ZM115 148H116V147H115ZM123 148H124V147H123V145H122L121 149H123ZM127 148H128V144H127ZM127 148L124 149L126 154H127V153H128V154L133 153L132 150H135V149H136V148H133V149L131 150L132 152H130V151H127V152H126ZM138 148H137V149H138ZM141 148H142V147H141ZM156 148H157V147H156ZM156 148H155V149H156ZM163 148H164V147H163ZM170 148H171V147H170ZM85 149H86V148H85ZM98 149L95 148L94 150H97V151H98ZM112 149H113V148H112ZM143 149H145V148H143ZM160 149H161V148H160ZM167 149H168V148H167ZM215 149H216V147H215ZM33 150H34V149H33ZM53 150H54V149H53ZM91 150H92V149H91ZM91 150H90V152H89V151H88V152L91 153V152H92ZM94 150H93V152H94ZM107 150L111 152V149H110V150H109V149H106V152H108ZM114 150H115V149H114ZM114 150H113V151H114ZM116 150H117V148H116ZM118 150H119V149H118ZM129 150H130V148H129ZM158 150H159V149L157 148V152H156V153H158L157 156H158V157L161 156L160 158H162V156H164V155H162V154H165V153H162V154H161V152L159 151L160 154H161V155H160L159 152H158ZM161 150H163V149H161ZM190 150H191V149H190ZM56 151H57V150H56ZM97 151H96V152H97ZM99 151H100V149H99ZM99 151H98L97 153H94L95 155L97 154V155H96V158H98L97 156L99 155ZM113 151H112V153H113ZM119 151H121V150H119ZM139 151H140V149L138 150V153H139ZM146 151H147V150L145 149L144 151H141V152H145V153H146ZM164 151H166V150L164 149ZM164 151H162V152H164ZM174 151H175V150H174ZM208 151H209V150H207V152H208ZM93 152H92V153H93ZM102 152H100L101 155H102ZM106 152H105V154H106ZM110 152H109L108 154H110ZM121 152H122V151H121ZM121 152H117V153H121ZM136 152H137V151H136ZM166 152H167V151H166ZM170 152H171V151H170ZM170 152H169V153H170ZM190 152H192V151H190ZM125 153H124V155H126ZM134 153H135V152H134ZM134 153H133L132 155H136V156H137V153H135V154H134ZM154 153H155V151H154ZM172 153H173V152H172ZM193 153H194V152H193ZM128 154H127V155H128ZM146 154H148V153H146ZM146 154H145V155H146ZM175 154H176V153H175ZM195 154H196V153H195ZM89 155H90V154H89ZM111 155H112V154H111ZM113 155H114V154H113ZM113 155H112V156H113ZM115 155H116V153H115ZM115 155H114V156H115ZM119 155H121V154H119ZM119 155H118V156H119ZM124 155H122V159H123ZM132 155H131V156H132ZM139 155H141V154H139ZM139 155H138V156H139ZM145 155H144V156L141 155V159H142V157L145 158ZM168 155H169V154H168ZM168 155H167V156H168ZM28 156H29V155H28ZM84 156H85V154H84ZM90 156H91V155H90ZM90 156H89V157H90ZM108 156H109V155L106 154L103 158L107 159ZM118 156H116V157H118ZM147 156H151V157H150L151 159H150V161L145 159L148 163H147V162H142V163H144V165H145V163H147V164L151 163L152 160H153V161L155 160V162H156V160H157L158 164H157V162H156V164H157L158 166L161 165L162 160H161V163H159L160 161H158V159H160V158L157 157L158 159H152V158L154 157V155H153L152 153H151V155H150V152H149V155H147ZM155 156H156V154H155ZM169 156H172L171 153H170ZM203 156H205V155H203ZM203 156H201V157H203ZM93 157H94V156H91V158H93ZM99 157L101 158L100 155H99ZM126 157H127V156H126ZM133 157H134V159H135L136 162L140 161V162H138V163H140V164H141V161H145V160H141V159L137 161V159L135 158V156H133ZM133 157H132V158H133ZM165 157H166V156H165ZM19 158H18V159H19ZM27 158H28V157H27ZM112 158H113V157H112ZM112 158H111V159H112ZM127 158H128V157H127ZM132 158H131V162H129V163L135 162ZM137 158H138V157H137ZM139 158H140V156H139ZM144 158H143V159H144ZM146 158H149V157H146ZM155 158H156V157H155ZM175 158L179 159L178 157H175ZM180 158H181V157H180ZM191 158H192V157H191ZM191 158H190V159H191ZM197 158H198V157H197ZM108 159H109V158H108ZM111 159H110V160H111ZM117 159H118V158H117ZM122 159H119V161H121ZM163 159H164V158H163ZM171 159H172V158H171ZM187 159H189V158H186V159H185V158H182V160H184V161H185V160L187 161ZM198 159H199V158H198ZM200 159H204V160H205L204 157H203V158H200ZM95 160H96V159H95ZM124 160H125V159H124ZM126 160H127V162L130 161L129 159H126ZM174 160H175V159H174ZM182 160H181V162H183ZM100 161H101V160H100ZM115 161H116V160H115ZM119 161H118V162H119ZM168 161H169V160H168ZM201 161H202V160H201ZM45 162H46V161H45ZM55 162H56V161H55ZM107 162H109V161L107 160ZM112 162H113V161H112ZM112 162H110V163H112ZM121 162H122V161H121ZM121 162H120V163H121ZM127 162L124 163V161H123V163H124L125 165H126ZM171 162L174 163V161H171ZM179 162H180V161H179ZM196 162H198V161L196 160ZM203 162H204V161H203ZM103 163H104V161L102 160V164H103ZM115 163H116V162H115ZM123 163H122V164H123ZM152 163L154 164V162H152ZM163 163H164V162H163ZM177 163H178V162H177ZM177 163H176V164H177ZM210 163H211V162H210ZM50 164H51V163H50ZM50 164H49V165H50ZM93 164H94V165H93ZM102 164H101V165H102ZM107 164H109V163H107ZM44 165H45V164H44ZM105 165H106V163H105ZM118 165H119V164H117V166H118ZM125 165H123V168H124ZM127 165H128V164H127ZM131 165H132V164H131ZM151 165H152V164H150V166H151ZM177 165H178V166H175V168L177 167L176 169L179 168V164H177ZM98 166H100V165H98ZM106 166H107V165H106ZM114 166H116V165H114ZM119 166H121V165H119ZM152 166H153V165H152ZM96 167H97V166H96ZM109 167H110V166H109ZM125 167H129V170L132 168V167H130V165H129V166H125ZM147 167H148V166H147ZM154 167H155V166H154ZM160 167H162V166H160ZM171 167H173V166H171ZM81 168H82V169H81ZM97 168H98V167H97ZM97 168H96V169H97ZM103 168H104V167H103ZM123 168H120V171H121V169H122V171H125L124 169H128V168H124V169H123ZM155 168H156V170H157V167H155ZM155 168H153V169H155ZM173 168H174V167H173ZM96 169H95V171H96ZM114 169H116V167H114ZM117 169H118V167H117ZM159 169H161V168H159ZM176 169H174L173 171H175ZM104 170H107L106 167H105ZM104 170H103V171H104ZM131 170H132V169H131ZM131 170H130V171L126 170V173L129 172V173H127V174H129L130 176L133 174V173L130 174V172H132ZM170 170H171V169H170ZM170 170H168V173H169V174L171 173ZM93 171H94V170H93ZM100 171H101V170H100ZM107 171H108V170H107ZM112 171H113V170H112ZM115 171H116V170H115ZM120 171L118 172V170H117V172H115V173H122V175H115V176H111V177H109V176H108L109 173H108L107 176H108L109 178H107V176L105 175V174H106V171H104L105 173H104L103 175L106 176L105 179H104V178H99L98 176L95 175V176L97 177V179H98V182H99L98 185H100V187H98V188H102L101 186H103V189H104L105 187L110 188V189L113 191V193H119V194H120L119 196H121L122 193H124V194L127 193V195L125 194L126 196H128L130 193H133V194H134V193H147L148 190L144 189V186H142V184H143V185L146 184L145 186L148 187V186L151 185L149 182H148V183H149V185H148V183H145V182L143 183V181L140 180L141 183H142V184L140 183V184H141V187H140L139 182H137V181H139V180L136 181V178H132V180H129V177H130V176L127 175V174H123L124 172H122V171L120 172ZM164 171H165V170H164ZM90 172H89V173H90ZM145 172H147V171H145ZM149 172H150V170L148 169V174H147V176H148V175H151V173L153 172V170H151V173H149ZM160 172H161V171H160ZM78 173H79V172H78ZM92 173L95 174V172H92ZM100 173H101V172H100ZM153 173H154V172H153ZM157 173H158V176H159L160 174L163 175V174H162L163 172H161V173L157 172ZM93 174L90 173V174H88V175H90V177H93V176H91V175H93ZM100 175H101V176H100ZM100 175H99L100 177H104V176H102V174H100ZM95 176H94V177H95ZM155 176H156V174H155ZM155 176H154V177L151 176V177L153 178V181L156 180ZM158 176H156V177H157V180H158V178L161 177V176H159V177H158ZM96 177H95V178H96ZM133 177H134V174H133ZM151 177H150V178H151ZM55 178H56V177H55ZM152 178H151V179H152ZM164 178H165V177H164ZM164 178H163V179H164ZM223 178H224V177H223ZM134 179H135V180H134ZM154 179H155V180H154ZM225 179H226V178H225ZM86 180H87V179H86ZM160 180H162V179H160ZM53 181H55V179H54ZM62 181H63V180H62ZM131 181H133V182L135 181L137 184H135V182H134V184H132L133 182L131 183ZM148 181H149V180H148ZM164 181H165V180H164ZM207 181H208V180H207ZM219 181H220V179L218 180V182H219ZM159 182H160V181H159ZM216 182H217V181H216ZM216 182H214V183H216ZM218 182H217V183H218ZM221 182H222V180H221ZM223 182H224V180H223ZM54 183H56V181H55ZM162 184H163V182H162ZM137 185H138V186H137ZM154 185H156V184H153L152 186H154ZM213 185H215V184H213ZM218 185H220V184L218 183ZM221 185H222V184H221ZM40 186H41V185H40ZM52 186H53V185H52ZM215 186H216V185H215ZM60 187H61V186L59 185V191H60ZM142 187H143V188H142ZM147 187H146V188H147ZM213 187H214V186H213ZM35 188H36V187H35ZM148 188H149V187H148ZM166 188H167V187H166ZM170 188H171V186H170ZM207 188H208V187H207ZM207 188H206V189H207ZM223 188H224V187H223ZM248 188H249V187H248ZM248 188L245 189V190L248 191ZM150 189H151V186H150ZM168 189H169V188H168ZM213 189H215V188H213ZM36 190H37V189H36ZM36 190H35V191H36ZM160 190H161V189H160ZM170 190H171V189H169V191H170ZM207 190H209V189H207ZM33 191H34V190H33ZM38 191H39V190H38ZM165 191H166V189H165ZM202 191H203V190H202ZM204 191H205V190H204ZM204 191H203L202 194L207 193L206 191H205V192H204ZM215 191H216V189H215ZM218 191H219V190H218ZM220 191H221V190H220ZM166 192H167V191H166ZM210 192H211V191H210ZM216 192H217V191H216ZM216 192H215V194H216ZM32 193H33V192H32ZM55 193L60 194V192L58 193V188L55 189V188H53V187L50 186V187L46 188V189H45L40 195L38 194V195H39L38 197H36L35 199L32 198L34 201L32 202V204L30 203L31 206L29 207V211L27 210L28 213L25 214L26 217H25V215H24V219L21 220V221L19 222V224H18V226H17V229H16V233H15V235H13L14 237H12L13 240H14V241H13V244L10 243V244H12V246H13L12 248H15L14 245H17V244H18V242L16 241L18 238H21V240H22V238H23V236H24L22 233H25V232H26V231L22 230L23 228H25V227H30V228H32L31 226H35L36 223L38 224V223H39L40 221H42V220H44V221H43L44 223H43V222H40L41 225H39V227L41 228L43 225H45V222L47 221V220L43 219V217L45 216V209H46V207L49 206L51 199H52L51 202L54 201V200H53V199H54L53 197L55 196V195H54ZM128 193H129V194H128ZM148 193H149V192H148ZM238 193H239V192H238ZM243 193H244V192H243ZM245 193H246V191H245ZM57 194H56V195H57ZM124 194H123V196H124ZM202 194H201V195H202ZM211 194H212V193H211ZM218 194H219V192H218ZM33 195H34V194H33ZM131 195H132V194H131ZM162 195H163V194H162ZM206 195H207V194H205V195H203V196H206ZM24 196H25V195H24ZM34 196H35V195H34ZM203 196H200V198H201V197L203 198ZM26 197H27V196H26ZM30 197H31V196H30ZM32 197H33V196H32ZM56 197H57V196H56ZM56 197H55V199H56L55 203L57 202V198H56ZM58 197H59V195H58ZM124 197H125V196H124ZM27 198H28V197H27ZM202 198H201L199 201L196 200V204H197V205H198V202L201 204V200H202ZM204 198H205V197H204ZM213 198H214V197H213ZM24 199H25V198H24ZM24 199L22 200L21 203H23V201H25ZM32 199H31V200H32ZM141 199H142V198H141ZM187 199H193V198H187ZM207 199H208V198H207ZM26 200H27V199H26ZM28 200H30V199H28ZM28 200H27V202H28ZM212 200H213V199H212ZM143 201H144V200H143ZM188 201H189V200H188ZM192 201H194V200H192ZM197 201H198V202H197ZM29 202H30V201H29ZM29 202H28V203H29ZM186 202H187V201H186ZM189 202H191V201H189ZM204 202H205L204 204H206V201H205V200H204ZM21 203H20V204H21ZM194 203H195V202H194ZM207 203H208V201H207ZM210 203H211V201H210ZM229 203H230V202H229ZM1 204H2V202H1ZM176 204H177V203H176ZM187 204H189V203H186V206H187ZM21 205H22V204H21ZM51 205H54V207H55V204H51ZM0 206H1V205H0ZM5 206H6V205H5ZM22 206H23V205H22ZM26 206H27V205H26ZM186 206L184 205V207H185V210H184V211H187V210L189 209V208H187ZM190 206H191V205H190ZM200 206H201V205H200ZM204 206H206V205H204ZM52 207H53V206H52ZM202 207H203V204H202ZM21 208H22V207H21ZM23 208H25V207H23ZM186 208H187V209H186ZM8 209H9V208H8ZM195 209H196V208H195ZM202 209H203V208H202ZM204 210L206 211V208H204ZM9 211H10V210H9ZM21 211H22V210H21ZM172 211H174V210L172 209ZM188 211H189V210H188ZM188 211H187V212H188ZM202 211H203V210H202ZM211 211L213 212V210H211ZM211 211H209V212L211 213ZM187 212H186V213H187ZM214 212H215V211H214ZM111 213L113 214L114 212H111ZM184 213H185V212H184ZM205 213H206V212H205ZM8 214H9V213L7 212V208H5V207H3V206L0 207V232H1V233H0V236H1V238H4V239H6V236H7V234H8L6 231L8 230L9 234H10V232H11V231H9V229H10V221H9L10 219H9V217H10V216H8ZM46 214H47V213H46ZM49 214H50V213H49ZM53 214H55V213L53 212ZM108 214H109V213H108ZM207 214H208V213H207ZM205 215H206V214H205ZM107 216H108V215H107ZM107 216H106V219H109V218H107ZM113 216H114V215H113ZM127 216H128V215H127ZM127 216H125V217H127ZM166 216H167V215H166ZM192 216H193V215H192ZM238 216H239V214H238ZM45 217H46V216H45ZM102 217H103V216H102ZM104 217H105V216H104ZM110 218H111V217H110ZM114 218H115V216H114ZM128 218H129V217H128ZM46 219H47V218H46ZM129 219H130V218H129ZM129 219H128V221H129ZM125 220H126V218H125ZM192 220H194V219L192 218ZM203 220H204V219H203ZM107 221H108V220H107ZM107 221H105V222H107ZM113 221H115V220H113ZM126 221H127V220H126ZM128 221H127V222H128ZM132 221H133V219H132ZM132 221H129V222H128V223H131L130 226L132 225ZM162 221H163V220H162ZM206 221H207V222H208V221H211V222H212V220H211L210 218H209L208 220H206ZM206 221H205V222H206ZM56 222H57V221H56ZM63 222H64V221H63ZM108 222H110V221H108ZM108 222H107V224H108ZM203 222H204V221H203ZM203 222H202V223H203ZM205 222H204V224H205ZM40 223H39V224H40ZM133 223H134V221H133ZM42 224H43V225H42ZM109 224H111V222H110ZM115 224H116V223H115ZM193 224H194L195 227H196L195 222H194ZM209 224H211V223L209 222L208 225H209ZM214 224H215V223H214ZM217 224H218V223H217ZM59 225H61V224H59ZM111 225H112L113 229H115V228H114L115 226H114L113 224H111ZM201 225H202V224H201ZM201 225H199V226L201 227ZM208 225H207V226H208ZM219 225H220V224H219ZM11 226H12V225H11ZM105 226H109V225H105ZM203 226H204V225H203ZM205 226H206V225H205ZM205 226H204V227H205ZM212 226H213V225H212ZM228 226H229V225H228ZM230 226H231V225H230ZM56 227H57V226H56ZM60 227H61V226H60ZM60 227H59V228H60ZM109 227H110V226H109ZM208 227H209V226H208ZM223 227H224V224H223ZM226 227H227V226H225V228H226ZM11 228H12V227H11ZM34 228H35V227H33V229H34ZM37 228H38V227H37ZM231 228H232V226H231ZM61 229H62V228H61ZM110 229H111V227H110ZM194 229H195V228H194ZM199 229H200V228H199ZM210 229H212V227H211ZM210 229H209V230H210ZM227 229H228V227H227ZM115 230H116V229H115ZM115 230H114V231H115ZM192 230H193V229H192ZM213 230H218V228H217V229L214 228ZM222 230H223V229H222ZM23 231H24V232H23ZM112 231H113V230H112ZM194 231H196V230H194ZM207 231H208V230H207ZM207 231H206V232H207ZM227 231H228V233H229V230H227ZM27 232H28V231H27ZM192 232H193V231H192ZM212 232H213V231H212ZM217 232H218V231H217ZM217 232H216V233H217ZM221 232L224 233V231H221ZM221 232H220V233H221ZM208 233H209V232H208ZM208 233H207V234L205 233L206 236L208 235ZM9 234H8V235H9ZM195 234H196V233H195ZM213 234H214V233H213ZM218 234H219V233H218ZM230 234H231V232H230ZM236 234H237V233H236ZM236 234H235V235H236ZM22 235H23V236H22ZM215 235H216V234H215ZM220 235H221L222 238H225V237H226V236L223 237L224 234H220ZM225 235H227V233H226ZM52 236H53V235H52ZM59 236H61V235H59ZM204 236H205V235H203V239H205ZM228 236H230V235H228ZM10 237H11V236H10ZM10 237H9V238H10ZM54 237H55V236H54ZM57 237H58V235H57ZM216 237H217V236H216ZM219 237H220V236H219ZM232 237H233V236H231V238H230V237H229V238L232 239ZM62 238H63V237H62ZM182 238H183V237H182ZM201 238H202V237H200V238H198V239L201 240ZM209 238H210V237H209ZM217 238H218V237H217ZM222 238L217 239L216 242L219 241V240H221ZM229 238L227 237L228 240H229ZM234 238H235V237H234ZM6 240H7V239H6ZM6 240H5V241H6ZM228 240H227L228 243H227V244H222V246H223V245H224V246H225V245L228 246V244H229V241H228ZM8 241H9V240H8ZM19 241H20V240H19ZM190 241H191V240H190ZM210 241H211V240H210ZM210 241H209V242H210ZM222 241H223V239H222ZM222 241H220V242H222ZM231 241H232V240H230V242H231ZM20 242H21V241H20ZM20 242H19V244H20ZM81 242H83V241H81ZM192 242H193V241H192ZM220 242H217V243H220ZM224 242H226V240H224ZM84 243H85V242H84ZM201 243H202V242H201ZM236 243H237V241H236ZM43 244H44V243H43ZM180 244H182V242H181ZM191 244H192V243H191ZM212 244H214V243H212ZM231 244H232V242H231ZM45 245H46V246H45ZM45 245H43V247H42L39 251L34 250V249H32V248L29 249L28 252H27V253H28V254H27V257H28V258H25V259H27V262H26L25 264H65V262H64V260H63L62 258H61V259L59 258V260L57 259V261H55V260L52 258V254H51V251H52V249H53L52 244H51V246H50V244H45ZM95 245H96V244H95ZM193 245H195V244H193ZM60 246H61V244H60ZM84 246H85V245H84ZM198 246H200V245H198ZM201 246H202V245H201ZM206 246H207V245H206ZM219 246L221 247V245H219ZM219 246H218V248H219V250H220V247H219ZM224 246H223V247H224ZM227 246H226V247H227ZM229 246H231V245H229ZM81 247H83V246H81ZM223 247H222L221 249H223ZM232 247H233V245H232ZM232 247H231L230 249H232ZM92 248H93V247H92ZM227 248H228V247H227ZM227 248H226L224 251H229V250H230V249H227ZM15 249H17V247H16ZM82 249H83V248H82ZM206 249H208V248H206ZM209 249H210V250H207V251H209V252L211 251V254H213L214 250H211V248H209ZM92 250H93V249H92ZM183 250H184V249H183ZM185 250H186V249H185ZM7 251H8V248H7ZM7 251H6V252H7ZM41 251H43V252H41ZM44 251H45V252H44ZM212 251H213V252H212ZM222 251H223V250H222ZM224 251H223V252H224ZM70 252H71V251H70ZM81 252H83V251H81ZM85 252H86V251H85ZM96 252H97V251H96ZM182 252H184V251H182ZM232 252H233V251H232ZM16 253H17V255L19 254L18 251H17ZM191 253H192V251H191ZM217 253H218V251L216 252V250H215L214 255L216 254L217 256H219V254H217ZM6 254H7V253H6ZM10 254H11V253H10ZM14 254H15V252H14ZM38 254H41V256L38 255ZM43 254H45V255H43ZM71 254H72V253H71ZM87 254H88V253H87ZM96 254H97V253H96ZM220 254H222V253H220ZM230 254H232L231 251H230ZM11 255H12V254H11ZM15 255H16V254H15ZM20 255H21V254H19V256H20ZM216 255H215V257H217ZM224 255H225V254H224ZM226 255H227V252H226ZM232 255H233V254H232ZM232 255H231V256L228 255V257L231 258ZM92 256H95V255L93 254ZM219 257H220V256H219ZM228 257H227V258H228ZM0 258H2V256H1ZM14 258H15V257H14ZM21 258H22V257H21ZM207 258H208V257H207ZM220 258H221V257H220ZM220 258H219V259H220ZM222 258H223V257H222ZM222 258H221V259H222ZM227 258H223V259H225V260H223V264H230L229 261H231V260H233L234 262H235V261L237 262V260H234L235 258H234V259H231V260H229V259H227ZM18 259H19V258H18ZM209 259H210V258H209ZM209 259H207L208 262L211 261V260H209ZM221 259H220V260H221ZM5 260H6V259H5ZM7 260H8V259H7ZM11 260H12V259H11ZM16 260H17V259H16ZM21 260H22V259H21ZM207 260H206V258H205V261H207ZM212 260H213V259H212ZM214 260H216V259L214 258ZM214 260H213V261H214ZM217 260H218V258H217ZM220 260H219V262H220ZM8 261H9V260H8ZM13 261H14V260H13ZM67 261H68V260H67ZM205 261H203V262L205 263ZM233 261H231V264H232ZM3 262H4V260H3ZM6 262H7V261H6ZM6 262H5V264H8V263H6ZM208 262H207V263H208ZM211 262H212V261H211ZM236 262H235V263H236ZM10 263H11V261H10ZM204 263H203V264H204ZM207 263H205V264H207ZM213 263H214V262H213ZM213 263H212V264H213ZM235 263H234V264H235ZM11 264H14V263H11ZM15 264H16V262H15ZM201 264H202V263H201ZM210 264H211V263H210ZM214 264H215V263H214Z\"/></svg>",
	"mask_w": 264,
	"mask_h": 264
}]
</instances>
